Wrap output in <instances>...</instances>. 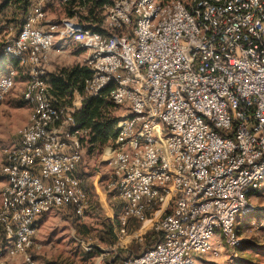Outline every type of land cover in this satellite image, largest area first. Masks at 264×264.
Instances as JSON below:
<instances>
[{"label": "clouds", "instance_id": "9594fccd", "mask_svg": "<svg viewBox=\"0 0 264 264\" xmlns=\"http://www.w3.org/2000/svg\"><path fill=\"white\" fill-rule=\"evenodd\" d=\"M187 2L168 0L162 6L163 0H114V6L105 5L101 25L110 37L86 31L79 15L63 16L62 23L50 30H25L19 50H7L13 55L33 50L27 61L33 77L45 72L58 74L59 68L71 71L76 65L93 69L95 75L85 94L74 90L69 113L82 111L88 97L116 84L106 99L120 107L104 109L103 118H117L113 126L120 134L96 145L92 156L87 155L92 145L79 143L80 136H88L87 131L68 134V126L75 123L70 115L59 127L45 131L55 116L45 114L51 111L44 95L50 84L38 83L24 91L26 98L34 93V102L39 104L23 125L0 127V141L26 145L15 153L20 163L31 165L32 159L41 160L39 177L25 171L16 180L17 172L12 170L20 203L35 201L37 196L47 198L33 204L37 213L47 211L53 203L81 218L92 210L79 187L81 181L70 176L78 166L90 164L101 169L102 162H107L92 184L103 172L118 177L102 186L105 194L98 198L97 210L114 225V237L101 243L99 234L92 233L77 241L84 252H91L92 244L104 250L95 264H105L109 256L127 258L125 264H199L198 255L214 247L219 255L217 229L223 225L229 243H238L231 225L249 204L245 199L249 182L264 172V53L250 43L247 48L239 43L244 31L264 40V22L256 17L257 10L264 16V3L250 0L236 8L240 0H232L231 18L224 19L227 9L200 0L207 9L204 18L214 32L209 38L205 34L208 27L202 31L185 9ZM78 12L88 15L86 8ZM127 32L134 33V38L130 39ZM243 39L248 41V36ZM58 42L83 46L84 52L69 57L67 51H53ZM218 51L227 59L217 55ZM253 104L258 105L257 115L262 121L255 133L247 124L239 123L246 120L243 108ZM130 113L135 117L126 118ZM234 124H238L235 141L220 134L233 132ZM65 139L70 143H63ZM37 143L42 147H35ZM3 155L0 153V158ZM242 165L251 166V171ZM118 184L122 195L108 198L107 192ZM154 186H163L164 194ZM0 189L16 193L6 185ZM209 197L216 199L208 202ZM7 215L8 202L0 199V225L7 236L14 235L12 224L22 229L16 250L9 249L10 259L22 258L31 264L25 251L31 244L28 237L40 238V233L28 230V212L18 213L12 220ZM64 223L50 220L44 231ZM67 223L70 236H77L71 222ZM36 251L43 252V247L38 245ZM138 251L143 255L137 258Z\"/></svg>", "mask_w": 264, "mask_h": 264}, {"label": "built area", "instance_id": "2783aa9c", "mask_svg": "<svg viewBox=\"0 0 264 264\" xmlns=\"http://www.w3.org/2000/svg\"><path fill=\"white\" fill-rule=\"evenodd\" d=\"M71 1L72 0H32L31 1L30 10H29V13H28V16L26 18L25 23L22 25L18 34L13 36L12 38H10L5 43L4 55L6 57V69H5L4 73L0 76V106L5 102V100L12 93V91L15 90L17 85L19 83H22L23 84L22 99H23L24 103L27 104L29 107H31V110L38 107L39 102L38 101L34 102V98H35L34 93H33L32 98H26L23 93L26 89H28L31 86L36 85L38 83L50 84V78H49L48 72H45L44 74L38 75L36 77L32 76L31 71H30L32 66L29 63H27V61H29L31 59V54L33 51L31 48L22 52L20 55H13L12 53H9L7 50L9 48H11L13 50L18 51L19 50L18 45H19L21 36L25 32V30L29 29L30 27L32 29L45 28V29L50 30L54 27L59 26L62 23V19L60 21H55L51 16L50 8L54 7V6L61 5V4H68ZM84 1H86V0H84ZM249 2H250V0H240V3L236 4L234 7L239 8L242 4L249 3ZM167 3H168V0H163L162 6H166ZM262 3H264V0H262ZM208 4L212 5L214 8H217V9H221V8L227 9V11L224 13L223 18L224 19H230L231 18L229 14L233 13L232 0H220V3H217L216 0H208ZM105 5L114 6V0H96L94 2V7L105 8ZM184 7L189 12V14L196 20L197 26L202 31L205 29L206 26L208 27V30L205 32V34L209 38H211L214 35V32L211 29L210 21L205 20V18H204V13L207 11V9L203 4H201L200 0H188V2L184 4ZM235 14L240 15V14H246V13H235ZM256 17L261 19L262 22H264V16H262L258 10L256 12ZM103 20H104V16H103V19L101 20V22L96 21L93 18H86V20L83 21L84 23L82 24V27H84V29L86 31L91 30L92 32H94L96 34H100L103 36L110 37L111 33H109L106 29L101 27V25L103 24ZM221 27H223V25H221ZM126 34L129 35L130 39L134 38V33L127 32ZM243 36H248V41H245L243 39ZM217 40H219L218 35H217ZM239 43L241 45H243L245 48H247L249 46V43H250L251 46L256 48V50L258 52L264 53V40L258 39L256 37H252L249 33H247V31H244L242 33L241 40L239 41ZM70 46H74L77 49L84 50L83 46L77 47L75 45H72L71 43L65 44L64 42H58L56 45H53V51L65 52V49L70 47ZM217 55H220L222 59H227V56H225L223 53H220L219 51L217 52ZM85 67L90 71L91 77L88 80H86V82H85V89H84L83 95L85 94V90L88 87L89 83L91 81H93V78L95 75L93 69H91L90 67H87V66H85ZM36 70H37V72H40L39 67H37ZM115 86H116V84L113 83L109 86H105L104 88H101L99 95L106 89H108V95H109L110 91ZM51 90H52V86L44 94L45 98L47 100L48 108L51 110L50 112L45 113V114L50 115L51 113H55V116L52 117V123L48 124L45 127V131H51V127H53V126L59 127L63 123V121L65 119H67L68 116L70 115L71 118L75 121V123L68 126L67 132L69 135H75L78 132L87 131L88 132L87 137H85V136L79 137V143L81 145H84L91 137V134H92L91 130L86 129V128H82L80 126V124L77 122L76 114L79 111L71 112V113H69L67 111L68 109H70L72 107V102L68 105H63V106L56 105L54 103L53 97L50 94ZM99 95L88 97L85 100V102L88 99L98 97ZM108 100L114 106L120 107L119 105H116L113 100H111V99H108ZM243 111L246 114V120L239 122V123L247 124L249 126V131L252 133H255L256 129L260 126V124L262 122L257 115V113L259 112L258 105L253 104L252 106H245L243 108ZM135 115H136L135 113H130L129 116L126 118H134ZM236 130H238V124H234V131L233 132H231V133H220V134L223 136L229 137L233 141H235ZM119 134H120V130L117 129V137L116 138H118ZM62 142L63 143H70L66 139L62 140ZM126 142L127 141H125L124 143H126ZM257 143H259V140H257ZM24 147H26V145H24V143L22 141L18 142L17 145L14 146L7 153V155L5 157V161H4L2 169L6 168L9 170L8 172H4L2 170V174H3V176L5 178V182H6L5 185L7 186V188L16 189V193L13 194L10 192H6L3 189L2 199H6L8 202V215H7L8 220H12L13 216L17 215L18 213L22 214L24 212H28L30 217H31V223L27 225V228L29 231L38 232V230H39L38 225H39L40 219L44 215L51 212L52 210H56L59 208H56L55 204L53 203V205L50 206L47 211L41 210L40 212L37 213V212H35V210L33 208V204L38 205V204L44 202L47 199L46 197L37 196L35 201H30L28 199H25L23 203H20L16 199V196L19 194L20 189H19L18 185L14 182L12 170H16V172H17V176L15 178L16 180L19 179V173H23L25 171L29 172L30 176H33V177H39L41 172H42L41 160L38 157L31 160V165L20 163L18 161L15 153L21 151ZM35 147H42V144L37 143V145H35ZM52 159H53V161H55L57 159V157L53 156ZM261 159L264 160V156H262ZM256 163H259V161H257ZM79 167L80 166H78L76 169H74L73 172L70 173V176L81 181L79 187L84 192V194L87 198V201L89 202V195L86 192V190L84 189L82 180H81L80 175H79ZM241 167L247 168L249 171H251V166H249V165H242ZM169 175L171 176L174 174L169 173ZM111 177L112 178H111L110 183L114 182L115 180H118V177H115L114 175H112ZM225 178H227V177H225ZM263 183H264V172L260 173L258 178L250 181L248 184V188L245 192V199L248 200L249 204L242 210V214L241 213L237 214V216L235 217V219L231 225L232 234L237 238L238 243H236L235 245H232L229 243L228 235L224 231L223 225H221V227L219 229H217L218 235L220 237H223V240H225V243H227L229 246H231L233 248H237L239 246L240 242L238 239V232H237V227H236L237 222L239 220L238 218L240 216H247L248 214L255 213L257 211V208H255V206L251 203L250 194L252 191L260 190ZM112 190H115L119 196L122 195V188L119 186V184L117 185L116 188H113ZM154 190L161 192V194H164V192H165V189L163 186H154ZM24 195L26 196L27 192H25ZM55 195L57 197L60 196L59 193H55ZM214 199H216V198L215 197H209L208 202H211ZM67 207L72 208L73 205L69 204ZM261 211L264 213V208L261 209ZM117 220L119 223L120 222L119 218H117ZM12 231H13L14 235L11 238H9L7 236V232L4 228V226L0 225V264H29L28 261H24L22 258L19 260L10 259L9 249L11 248V250L15 251L16 245L19 244L21 242V239H22L21 235L19 234L22 231V229H20L16 224H12ZM36 237L37 236L28 237V240L31 242V244L29 247H27L25 249V251L29 254V261L31 262V264H37L35 257H34V254H33V249L35 246ZM218 247H220V245H218ZM210 252L213 253V256L215 258H217L219 256L216 252L215 247L211 251L205 252V253H202L199 255L203 256V255H206ZM142 255H143V253L136 256V257L138 258V257H141ZM126 259L127 258H120L119 260L116 261V264H125ZM199 264H201V260H199ZM207 264H219V263L212 261V262H209Z\"/></svg>", "mask_w": 264, "mask_h": 264}, {"label": "rangeland", "instance_id": "374dc122", "mask_svg": "<svg viewBox=\"0 0 264 264\" xmlns=\"http://www.w3.org/2000/svg\"><path fill=\"white\" fill-rule=\"evenodd\" d=\"M96 0H72L68 4H61L50 8V13L55 21H60L61 17H72L79 15L82 21L86 18H93L96 21L103 19V13L105 8L94 7ZM2 0H0V3ZM79 8H86L88 15L84 16L78 12ZM9 11V10H8ZM8 11L6 15H0V48L10 38L15 36L14 26L7 22ZM11 12V11H9ZM71 49L68 51V49ZM68 52L69 57H79L83 54L84 50L77 49L74 46H70L65 49ZM3 59V60H2ZM0 61V76L6 69V57ZM79 66V65H76ZM23 84L19 83L15 90L7 97L5 102L0 106V127L11 126L15 128L17 125H23L28 118V114L31 111V107L24 103L22 99ZM82 95V94H81ZM74 99L73 96H69L66 99L67 104H70ZM112 105L110 109H118ZM115 118V117H114ZM117 119V118H115ZM114 140V139H113ZM15 140L0 141V153H4L0 158V165L4 164L7 153L17 145ZM90 144V139L86 142ZM95 151V146L87 149V155L92 156ZM107 162H102L101 169L91 168V165H84L79 167V175L83 183V187L89 195V204L91 211L85 213V217L74 216L69 212H64L61 209L52 210L48 214L44 215L39 221L40 238L36 237L33 254L37 264H95V258L103 254V249L100 245L92 244L91 252H84L81 245L77 242L80 238H85L92 233H98V239L101 243H105L114 237V225L102 216L99 215L98 209L99 197L105 194V190L102 187L111 182V176L108 172H103L99 176V180L95 184L91 181L95 179L96 173L102 171V168ZM5 178L2 174V168H0V185H5ZM2 191L0 189V199H2ZM108 198H118L119 195L115 190L107 192ZM251 203L257 208L255 213H250L247 216H240L237 222V232L239 239V246L233 248L225 243L223 237H220V254L217 258L210 252L206 255H198V259L201 260V264H207L215 261L219 264H264V213L261 209L264 208V183L260 190L252 191L250 194ZM71 209V208H69ZM60 219L66 223L61 226L52 227L50 231L45 233V226L48 225L50 220ZM75 228L77 236H70L68 231L69 224ZM119 225L117 220V226ZM43 247V252L36 251L37 246ZM142 252H137L136 255ZM123 257L109 256L105 261V264H116V260Z\"/></svg>", "mask_w": 264, "mask_h": 264}, {"label": "trees", "instance_id": "16d2710c", "mask_svg": "<svg viewBox=\"0 0 264 264\" xmlns=\"http://www.w3.org/2000/svg\"><path fill=\"white\" fill-rule=\"evenodd\" d=\"M32 0H2L0 3V15L10 14L7 22L14 26L15 35L18 34L28 16ZM5 44L0 48V61L4 57ZM3 60V59H2ZM91 77L86 67L75 66L71 71L61 69L58 74L49 76L52 90L50 92L56 105H68L66 99L73 96L74 90L82 95L85 89V82ZM108 89L104 90L98 97L90 98L85 102L82 111L76 114V120L82 128L91 130L90 144L94 147L108 142L109 139H116L117 129L114 128L115 118L105 120L104 109H110L112 103L106 99ZM142 254V253H141ZM140 255V254H139ZM138 256V255H136ZM119 260V259H117ZM116 260V261H117Z\"/></svg>", "mask_w": 264, "mask_h": 264}, {"label": "crops", "instance_id": "0c3cea01", "mask_svg": "<svg viewBox=\"0 0 264 264\" xmlns=\"http://www.w3.org/2000/svg\"><path fill=\"white\" fill-rule=\"evenodd\" d=\"M61 69H67V68H59L58 71H60ZM49 76L52 74H56V72H48Z\"/></svg>", "mask_w": 264, "mask_h": 264}]
</instances>
